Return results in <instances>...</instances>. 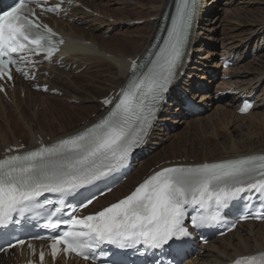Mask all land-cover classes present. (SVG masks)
Wrapping results in <instances>:
<instances>
[{
    "label": "snow or ice",
    "instance_id": "6c2138e0",
    "mask_svg": "<svg viewBox=\"0 0 264 264\" xmlns=\"http://www.w3.org/2000/svg\"><path fill=\"white\" fill-rule=\"evenodd\" d=\"M31 2L17 0L10 9L0 12V77L11 79L10 66L30 63L27 54L46 53L51 57L57 50L53 40L56 34L47 25H41L30 7ZM59 7L60 4H56L45 10L56 11ZM193 11L194 0H181L162 45L151 54L153 58L143 66L144 70H140L135 60L132 62L127 86L117 97L103 101L112 107L99 122L51 145L0 159V226L6 227L14 215L30 211L45 194L58 197L55 201L48 199L47 204L53 205L49 215L59 217L65 210V197L125 166L133 149L147 134L163 94L180 65ZM16 71L28 77L23 68L16 67ZM249 107L245 104L242 111ZM248 190L264 193V155L164 167L131 195L95 214L77 217L76 208L68 204L71 209L68 219L50 220L44 226L56 231L61 223L67 225L66 230L50 237L53 257L61 250V245L65 253H75L84 259H89V253L98 249L104 254L101 248L104 244L159 249L173 238L188 235L184 220L189 206L202 210L213 205L216 208L207 214L192 216L193 226L218 224L220 209ZM91 203L89 198L81 206ZM247 218V215L241 217ZM255 218L264 219V213ZM24 243L23 239H16L7 247ZM0 251L6 249L0 248ZM39 260L43 264V251L39 253ZM234 264H257V258L242 257ZM259 264H264V256L260 257Z\"/></svg>",
    "mask_w": 264,
    "mask_h": 264
},
{
    "label": "rangeland",
    "instance_id": "374dc122",
    "mask_svg": "<svg viewBox=\"0 0 264 264\" xmlns=\"http://www.w3.org/2000/svg\"><path fill=\"white\" fill-rule=\"evenodd\" d=\"M94 1H96L98 4H102L105 10L113 11L114 15L124 17L127 16V18H138V15L139 17L142 16L139 14V11H142L143 13L145 12L146 14V10L151 12L149 5H138L137 9L136 7L133 9L129 6L124 8L123 5H115L113 0H110L109 2L107 0ZM210 2L211 1L209 0L208 5ZM220 4H222V8L224 10L228 9L230 11L227 13L224 12L222 17L215 23L209 24L206 21L201 20V24H199L200 30L202 31L199 32L201 35L198 44L201 47L198 49L197 54H195V60H198L196 65L202 67L203 71H198V77H194V81L192 82L202 84L203 86L209 85V87H201V92H199L202 94L206 91H209L207 96L210 98L208 100L202 101L206 102V104H202L203 108L201 109V113L191 114L192 116H188L185 113H178V103L171 106V111L177 110V112L169 115L172 121H175L181 116H185V118L182 120V123L179 124V126H176L173 124V122L168 121L170 126L163 130V132L165 131L163 136L167 138V140L165 141L163 139L160 141L162 147L163 145H170L174 142H178L177 145L179 146V149L176 150L177 154L174 153V151H170L166 157L174 155L180 156L185 153L184 150L187 147L189 157H191L193 160L202 159L203 157L212 158L213 154H230V152H232V150H234L239 145H245L246 147L253 146L252 148H254V144H257L258 141L264 136V0H231V2H228V0H220V3L217 6H221ZM86 12L90 13L89 11ZM93 14L94 16L107 20L114 25L108 26V24H105L98 26L99 24H94V26L91 27V25H85V23H82L80 17L77 15L73 22L69 21V19L59 20L64 24L69 22L74 25V27L81 28L82 32H86L85 34L89 38H91V32H95V34L100 38L101 44L104 41V45L108 49L112 48L115 51H121L126 55L136 53V46H139V44L143 43V39L151 32V27L149 24L150 22H148L150 18H143L144 21L142 22H139L141 20H132L129 22V19H126L124 26L120 23L115 25L116 21L113 17H106L100 12ZM63 26L65 29L70 30L69 25ZM87 32H89V34ZM125 36H129L128 41L126 42L123 41L126 39ZM223 40H225V43L222 44ZM246 41L249 42V46L244 50V43ZM227 45L229 46L227 47ZM224 47H227L229 51ZM231 48L235 49H233V52L230 54ZM240 48L241 50H239ZM200 55L204 57L202 59H197L200 57ZM225 57L234 58V63L231 64L228 69H224L223 63L221 62V60H223ZM211 61V65H204V63H202ZM100 66V73H98V71L91 70L84 74L79 72V70L76 71L75 68L77 66L74 65L73 68H70V70L66 69L67 72L73 70L75 76L82 74L79 76V78L74 76L70 77L69 80L71 82L74 80L76 85H83V87L91 91L92 95L96 98V100L91 102V104H96L97 107L101 105V99L99 98L109 92L111 84L113 83L110 81V74L112 72L117 73L116 65L112 63H102ZM226 72L228 73L227 75L225 74ZM185 77L192 79L190 76ZM51 79L55 81L57 78L55 75H53L51 76ZM207 81H209V83ZM238 86H241L242 88L247 87L246 91L248 92V90H250L255 95L253 99L257 108L255 107L248 115H243L244 118L242 116H238L239 114L236 112V107H238L240 102L239 100L236 103V100L239 96H241L238 95V93L239 90L241 92L243 90L237 89L239 88ZM224 88L226 89L224 90ZM231 88L235 91V93H226ZM196 90L191 91V94L193 95V92L195 93ZM62 92L63 93L61 95H52L49 92H44V94H39L40 92H32L26 97H21V95H19V104L18 102L11 101L10 99H3L1 103L4 101L6 107L5 110L3 108L0 109V112L4 111L8 118H13L10 121L12 122V127L9 125L10 122H8L6 119L7 117L4 119L2 116H0V124L6 127L8 130L11 129L9 134L11 139L12 137L14 138V135L11 131H14L15 129V134L18 135L19 142H25L26 144H29L30 141L32 142L31 136L28 135V132L25 130L30 120H33L34 122V130L40 132V135L43 137L47 132L51 133V129L56 131L58 134L61 133L60 131L62 130V124L68 128H72V124L78 125V123L86 119L85 117L90 115L87 114V111H83V108H85L86 105H89L90 102H81L80 98H68L64 90H62ZM80 94L84 95L82 91H80ZM47 95L49 97H47ZM244 95H246V93ZM44 96L47 97L48 101L63 106L67 114H72L73 122L72 120L70 121V118L68 117H62L63 119L61 118L59 119L60 121H57L58 119H54L50 116V114H48L50 107L47 108L40 103L36 105L37 107L33 105L34 100H40L44 98ZM246 96L248 97V95ZM200 97L201 96H198L197 98L199 99ZM232 101H234V103H232ZM200 102L201 101L199 99V103ZM20 104H22L24 115L23 112L20 113L19 111L18 106ZM218 105H223L224 107L217 109ZM11 106L18 111H16V113L12 111ZM38 110L39 117L35 118L34 114H36ZM96 115L97 113L95 112L91 116H93V119H95ZM203 115V119L197 118ZM50 135L48 136L49 139ZM235 141H237V143ZM238 141L241 142L239 143ZM192 147H194L196 150L193 152L194 157L191 155ZM152 150L153 148L151 151ZM156 151L152 153L155 154L157 153ZM146 156L148 157L150 155L147 154ZM141 158H143V156H141L140 159ZM183 159L184 158H182V160ZM158 160L160 159H151L147 167H145V169L140 173H137L139 178L146 176L147 172L151 171L152 167H154L156 161ZM130 182L132 183L131 186L133 187L137 183L136 177L130 180ZM125 193H127V191H125Z\"/></svg>",
    "mask_w": 264,
    "mask_h": 264
},
{
    "label": "bare ground",
    "instance_id": "6f19581e",
    "mask_svg": "<svg viewBox=\"0 0 264 264\" xmlns=\"http://www.w3.org/2000/svg\"><path fill=\"white\" fill-rule=\"evenodd\" d=\"M81 1H83V3L88 5L89 7L93 8L96 12H100L101 14L105 15L106 17L110 16V17L115 18L114 19L116 21L115 25L120 23L121 25L125 26L126 19H129V22H130L132 20H141L142 21L143 18H150L148 22H150L149 24L151 27V32L149 33L148 36H146L143 39V43L139 44V46H136L137 52L134 54H130V55L129 54L126 55V54L122 53L121 51H115L112 48L108 49L104 45L105 44L104 41L102 42V44L100 43V38L98 37V35L95 34V32H91L92 33V34H90L91 38H89L85 34L86 32L85 33L82 32L81 28L74 27V25H72L69 22H66L64 24L63 22L55 19V22L57 23V26L60 28V32L63 33L64 39H65V44L63 45V47L61 49L62 52L60 54V56H64L62 59V63H64L65 66L70 65V66H72V68H73V65H75V66H77L75 68L76 71L79 70V72H82L84 74L87 73L88 71H91V70H95V71H98V73H100L99 72V71H101L100 64H102V63H108V64L112 63V64L116 65L117 73L112 72L110 74V76H111L110 81L113 82L111 84L110 90L107 94L101 96L99 99L108 96L109 93H111V92L116 95L117 92L121 88L126 87V85H127V80H128V77L130 74V69H131V62L128 60V58L129 57H132L135 59L139 58V61H140L146 54H152L158 50V45L156 43L159 42L160 39H162L164 37V35L167 31L166 29L168 28V26L171 22V19L174 15L173 12H174L175 7H176L177 3L179 2V0H113L115 5H117V4L123 5L124 8L129 6L130 8L134 9L136 7V9H137L138 5H143V6L149 5V9L151 10V12L149 10H146V12H147V14H146L145 12L143 13L142 11H139V14H141L142 16L139 17V15H138V18H129V17L127 18V16L124 17V16L114 15L113 11L105 10L103 8L102 4H98L94 0H81ZM103 1H105V0H103ZM107 1L109 2L110 0H107ZM210 1L211 2L208 5L209 0H200L201 8H200L199 12H201V14L198 17L200 24H201V20L206 21L209 24L215 23L216 21H218L222 17V14H224V12L227 13L228 11H230L228 9L224 10L222 8V4H220L221 6H219V7L217 6L220 3V0H210ZM228 2H231V0H228ZM140 7H142V6H140ZM76 15L80 17V20L82 21V23H85V25H91V27H93L94 24H99L98 26L105 25V24H108V26L114 25L107 20L100 19V18L94 16L93 13L92 14L87 13L86 11H84L80 8H75V12H72L71 15H69V16L75 17ZM59 22H60V24H59ZM202 24H203V22H202ZM63 25H66V26L69 25L70 30L65 29V27ZM194 29H195V31H194L193 35L191 36L189 43H188L189 47L187 49V55L185 56V59L183 61L184 64L180 69V72L185 71V75L190 76L193 80H194V77H196V76L198 77V74H199L198 71H203L202 67H200L199 65H196V63H198V60H195V54H197L198 49L201 47L198 44V42L200 40L199 38L201 35V33H199V32L202 30H200L199 25H198V29L196 27ZM87 33L89 34V32H87ZM125 37H126V39L123 38L124 39L123 41L126 42V41H128L129 36H125ZM130 40H131V38H130ZM109 42H110V40H109ZM223 43H225V40L222 41V44ZM228 46L229 45H227V47ZM248 46H249V42L246 41L244 43V50ZM227 47H224V48H226V50H227L228 49ZM251 48H252V46H251ZM233 49H235V48H231L230 50H233ZM237 50H238V48H237ZM239 50H241V48ZM243 54H244V51H243ZM203 57L204 56L200 55V57L197 59H200V58L202 59ZM204 59H206V58H204ZM202 63H204V65L205 64L211 65L212 61L211 62H202ZM200 64H201V62H200ZM46 69L50 70V73L54 74L55 77L57 78L54 81V80L50 79V77L46 76V81L51 84L52 88H58L59 90H64V92L68 98H72V99L80 98L81 102H84V101L90 102L89 105H86L85 108H83V111L84 112L87 111V114H90V115L85 117L86 119L84 121L78 123V125L72 124V128H68L62 124V130L60 129L61 133H59V134L56 131L51 129V133L47 132L44 137L42 136L45 141H50V140L57 141L58 139H62L66 136L73 135V134L79 132V130H82V129L87 128L88 126L92 125L99 118L105 116L108 109H106L102 103H101V105H99V107H97L96 104L95 105L91 104V102H94L96 100L95 96L92 95L91 91L87 90V88L83 87V85H81V86L78 84L76 85V83H74V80H72V82L69 80L70 77L75 76L73 70H71L70 72H67L66 69L65 70L64 69L58 70L57 67H53V66L46 67ZM81 75H77L75 77L79 78V76H81ZM185 75L182 76V79H181L182 81L178 82L176 89L173 90V92L170 94V97H171L170 101L163 106L162 111H161V116L157 120V122H156V124L152 130L153 132L150 136V140L148 142V147L153 148V152H155L156 150H159V151H156L157 153H155V154L151 153L150 156H148V157L147 156L144 157L145 156V152H144L142 155L143 158L134 162V165H136V168L134 170H132L128 180L125 181L124 184H121L117 189H114L112 192H110V194H106L103 198H99L98 202L95 201L96 204L93 208L90 209V212H96V211H98V209H100V208H102L108 204L113 203L118 198L129 193L131 188H133L135 185L140 183V181L145 179L147 177V175H149L153 172H156L158 170H161L164 167L173 166V165H175L174 163H179L176 160H178L180 158H185V160H186L185 162L181 161L180 162L181 165H190L191 166V165H197V162H202V161H209V162L214 163L216 161L235 159V158L244 157V156H247L250 154H262V153H264V136H263V138L261 140H259L257 144H254L255 145L254 148H252L253 146L252 147H249V146L246 147L245 145L240 146L239 144H237L239 146H237L234 150H232V152H230V154H221V155L213 154L212 158L203 157L202 159H194L193 160L191 157H189V153L187 152L188 151L187 147L184 150L185 153L180 155V156L174 155V156L166 157V155H168L169 154L168 152H170V151H172V152L174 151V153H176L177 152L176 150L179 149V146L177 145L178 142L177 143L174 142L170 145H168V144L166 146L163 145V147H162L160 141L163 139L165 141L167 140V138H165L163 136V134H165V131L163 132V130L170 126L168 124V121H171L176 126H179V124H181L182 120L185 118V116H181L178 119H176L175 121H172L171 117L169 116L171 114L170 113L171 112L170 107H171V105H173L175 103L176 99H177V102L181 101L180 97H177V95H178V91L180 92L183 90V85H186L187 82H189L190 85L192 87H194L196 84L195 82L192 83L191 80L189 81L188 78L184 77ZM106 77L108 78L107 75H106ZM82 84H84V83H82ZM19 85L20 86L15 91L11 92V94L9 96L11 101L18 102V104H19L18 98L22 92H24V91L26 92L25 96H27L28 94L30 95L32 92L38 93L37 91H34L31 88H29L28 85H26L24 82H20ZM206 87H209V86H206ZM238 87L239 88H237V89H241V90L243 89L242 92H245V90H247V87H245V88H242L241 86H238ZM225 89L226 88H224V90ZM80 91H82L84 95H81ZM198 93H199V91L196 90V92L193 95L197 96ZM208 93H209V91L202 93L203 94L202 96L204 97V99L208 98V96H207ZM248 93H251V91H248ZM39 94H42V93H39ZM47 97H49V96L47 95ZM47 97L44 96V98H42L40 100H34L33 105L36 106L40 103L41 105L46 106L47 108L50 107V109H49L50 112L48 111V114H50V116L52 118L58 119L57 121H60L59 119H61L62 117H64V118L68 117V118H70L69 120L70 121L72 120V122H73V115L72 114H67L65 111V108H63V106H60L59 104H54V103L48 101ZM203 97H202V99H203ZM240 97L241 96H239L238 98H240ZM3 99H4V97L0 95V109L3 108L5 110V107H6L5 102L3 101V103H1ZM6 101H8V100H6ZM204 103L206 104V102H202V100L200 103H196V101H195V105H198L200 107H202V104L204 105ZM232 103H234V101H232ZM18 107H19L20 113H22L23 112L22 104H20ZM222 107H224V106L218 105L217 109L222 108ZM180 109H182V107L180 108V106H178V110H180ZM11 110L14 111L15 113H16V111H18V110H15L12 106H11ZM182 111H184V110H182ZM252 111L253 110H251V112ZM95 112L97 113V115H96L95 119H93V116H91V115ZM188 112L200 113L201 110L199 108H192V109H189ZM0 113H1L0 116H2L4 119L7 117L6 119L8 120V122H10L13 119L10 117L8 118V116L5 115L4 111L0 112ZM9 114H11V113H9ZM38 114H39V110L36 114H34L35 118L39 117ZM248 114H246V115H248ZM23 115H24V112H23ZM246 115H244V116H246ZM238 116H242L244 118L243 115L239 114ZM203 117H204V115L197 117V118L203 119ZM163 120H165V121L163 122ZM194 123H195V121H194ZM33 124H34L33 120H30V122H28L27 127L25 128V130L28 132V135H30L32 138V142L31 141L29 142L30 147H36L37 146V141L39 139L38 135H40V132L34 130ZM9 125L12 127V122H10ZM10 130H8L6 127H4L3 125L0 124V154L4 153V151H6L8 148H10L12 146V144H17V145L19 144L18 143L19 138H18V135L15 134V129H14V131L13 130L11 131L14 135V138L12 137V139H11V136L9 135ZM177 134H178V131H177ZM177 134H176V136H177ZM49 135H50V139L48 138ZM167 137H169V136H167ZM177 137H176V139H177ZM14 142H16V143H14ZM235 142L237 143V141H235ZM238 142L240 143L241 141H238ZM191 149H192L191 155L193 156L194 155L193 152L196 150L194 149V147H192ZM150 158L153 160L155 158L160 159V160L156 161V163H155L156 166L154 165V167H152L154 169H151V171H148L146 176L139 178L137 173H140L141 171H143L145 169V167H147V165L149 164V161L151 160ZM168 160H171V161L169 162ZM173 160L176 162H174ZM192 160H193V162H192ZM135 177H136L137 183L135 185L133 184L134 186L132 187L131 184L133 183V181L131 183L130 180L134 179ZM125 191H127V193H125ZM237 227H236L235 231H232V233H228L227 235L222 236V237H217L216 239L211 240L207 245H203L202 247H203L204 251L200 252L198 255H195L190 260V262L192 264L227 263V262L233 261V259H235L237 257L249 256L250 254H256V253H264V222L263 223H256L253 221H249L247 223L240 224L239 226L237 225ZM2 259H6V258L3 256ZM70 264H72V263H70Z\"/></svg>",
    "mask_w": 264,
    "mask_h": 264
}]
</instances>
